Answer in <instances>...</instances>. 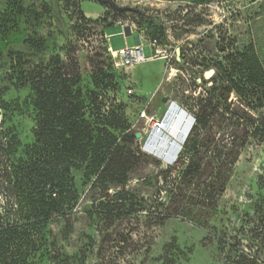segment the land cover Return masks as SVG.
<instances>
[{"label": "rangeland", "instance_id": "rangeland-1", "mask_svg": "<svg viewBox=\"0 0 264 264\" xmlns=\"http://www.w3.org/2000/svg\"><path fill=\"white\" fill-rule=\"evenodd\" d=\"M114 1L135 12L118 13L93 0H0V97L25 104L13 120L22 145L35 141L33 83L52 75L75 78L71 91L84 105V119L103 126L105 120L119 139L106 164L117 187L110 186V174L95 186L86 168L73 170L72 221L50 226V254L40 264H259L249 253L259 257L264 246V95L254 88L243 98L248 116L237 124L232 114L240 99L227 93V79L213 66L255 39L264 41V0ZM122 25L137 32L127 37ZM146 29L159 40L155 59L116 66L108 47H132L136 38L144 56H154L149 39L140 36ZM223 67L230 72L229 62ZM97 96L103 104L94 102ZM164 98L189 116L201 109L210 115L207 128L191 137L189 148L198 141L199 153L182 148L173 165L144 147L150 121L168 109ZM236 134L245 144L210 212L194 195L203 191L211 169L174 183V165L203 169ZM125 135L134 139L125 142Z\"/></svg>", "mask_w": 264, "mask_h": 264}, {"label": "trees", "instance_id": "trees-1", "mask_svg": "<svg viewBox=\"0 0 264 264\" xmlns=\"http://www.w3.org/2000/svg\"><path fill=\"white\" fill-rule=\"evenodd\" d=\"M97 22L91 21L93 24ZM143 34L149 40L159 41L157 37L149 35L148 29ZM226 61L231 64L229 73L223 67ZM213 69L227 79V93H235L240 99L232 114L236 123L245 121L248 110L242 103L243 98L248 97L254 88L264 95V41L255 39L243 51L229 53ZM59 78L52 75L49 79H43L44 84H41V79L33 83L37 96L33 97L30 105L37 114L32 145H22L13 122L16 115L22 114L25 104L23 106V103L0 97V111L3 113L0 120V264H40L49 256L50 226L59 219L69 223L72 221L75 198L73 170L86 168L91 176L90 182L94 180L95 186L103 185L104 178L109 174L112 175L110 186L117 187L118 184L115 173L106 164L116 150L119 139L105 127L108 126L105 120L103 126L89 124L84 119V105L80 97H75L71 91L76 79ZM46 84H52V87L42 89ZM96 101L103 104L101 96L95 97ZM194 118L195 124L183 150L189 149L198 154V141L189 148L191 137L196 130L207 128L210 115L201 109ZM116 126V129L119 128V125ZM125 138V142H131L134 135H125ZM244 141L237 137L231 146L220 145V150L211 155L203 169L197 163H190L186 169L179 171L178 165H174L178 172L174 183L188 178L199 179L211 169L203 178L206 182L203 191L195 194L194 199L212 212L217 207L218 199L225 193ZM165 190L168 192L169 189L166 187ZM260 210H264V200ZM208 221L205 220L204 224ZM250 259L259 263L256 258ZM53 260L56 261L54 257Z\"/></svg>", "mask_w": 264, "mask_h": 264}, {"label": "built area", "instance_id": "built-area-1", "mask_svg": "<svg viewBox=\"0 0 264 264\" xmlns=\"http://www.w3.org/2000/svg\"><path fill=\"white\" fill-rule=\"evenodd\" d=\"M125 26V25H122ZM131 33L137 32L136 29H134L133 26H129ZM125 26V27H127ZM140 36L145 38L143 33H140ZM149 45L154 49V56L150 58H146L144 56V44L140 40L139 44H136L132 47L126 46L125 48L119 50V51H112L110 47H108V51L111 53L112 57L116 60V66H123V67H129V66H137L140 65L144 62L151 61L155 59V55H157L160 51L158 49V42L157 40H149L148 41ZM130 92V91H129ZM178 105L176 102H172L170 100L167 101L168 109L167 111L173 107V105ZM179 106V105H178ZM166 111V112H167ZM166 114V113H165ZM146 115V112H144V116ZM165 117V116H164ZM164 117L161 118L160 120L154 121L152 119L151 124H152V133L151 136L146 140V143L144 144L145 150L150 153V154H158L159 150H164V147L168 144L166 139H162L163 136V127L161 121L164 120ZM160 121V122H159ZM157 131L158 134H160L159 138L154 137V131ZM250 254V258H256L259 263L264 264V249L262 251V255L259 257H255V255Z\"/></svg>", "mask_w": 264, "mask_h": 264}, {"label": "bare ground", "instance_id": "bare-ground-1", "mask_svg": "<svg viewBox=\"0 0 264 264\" xmlns=\"http://www.w3.org/2000/svg\"><path fill=\"white\" fill-rule=\"evenodd\" d=\"M167 118H170V120H166ZM188 122H190L188 118L184 119L181 116L177 117V112L174 109L170 110L168 115L165 116L164 120L160 122L162 123L163 133L164 131L166 133V138L167 136H169L167 138L168 144L164 147V150L162 149L158 151V153L165 161V163H169V164H172V162L175 163V160L177 159L182 149V148L179 149V146L182 145L181 143L182 137L186 133L185 130L187 128L186 127L187 124H189ZM155 136H157L158 138L160 136V134H158L156 130H155Z\"/></svg>", "mask_w": 264, "mask_h": 264}, {"label": "water", "instance_id": "water-1", "mask_svg": "<svg viewBox=\"0 0 264 264\" xmlns=\"http://www.w3.org/2000/svg\"><path fill=\"white\" fill-rule=\"evenodd\" d=\"M94 2H97L98 4H101V5H106V6H108V7H110L112 10H114V11H116V12H118V13H127V12H135V10L134 9H132V8H129V7H119L116 3H115V1L114 0H93ZM124 32H125V36H130V35H132V33H131V31H130V28L127 26V27H124ZM167 99H163V102L164 103H167ZM175 110L176 112H177V114L179 113V114H181L182 115V117L185 119V118H188V120H190V122H188L189 124H187V128H186V130H185V135H183V137H182V145L181 146H179V149L180 148H183V145H184V143L186 142V140H187V138H188V136H189V134H190V132H191V130H192V128H193V125L195 124V118L193 117V116H189L180 106H178V105H173V107H171L167 112H166V114H165V116H167L168 115V113H169V111L170 110ZM168 117H170V116H168ZM165 118V117H164ZM166 120H170V118H167ZM184 128V129H185ZM139 134L137 135V138H139ZM158 156H160V154H158ZM161 157V156H160ZM173 163L174 162H172V164L171 165H173Z\"/></svg>", "mask_w": 264, "mask_h": 264}, {"label": "crops", "instance_id": "crops-1", "mask_svg": "<svg viewBox=\"0 0 264 264\" xmlns=\"http://www.w3.org/2000/svg\"><path fill=\"white\" fill-rule=\"evenodd\" d=\"M93 20H94V19H93ZM104 33H105V36H107V32L105 31ZM106 42L108 43V39H107ZM107 43H106V44H107ZM136 44H139V38H136V39H135V45H136ZM107 46H108V44H107ZM121 49H122V48H120V49H118V50H116V51H119V50H121ZM112 51L114 52L115 50H112ZM152 57H153V56H152Z\"/></svg>", "mask_w": 264, "mask_h": 264}]
</instances>
